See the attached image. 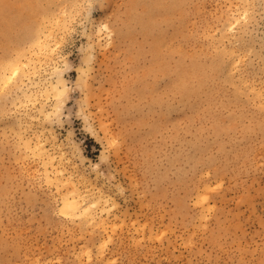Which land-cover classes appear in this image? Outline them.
<instances>
[{
    "label": "rangeland",
    "instance_id": "1",
    "mask_svg": "<svg viewBox=\"0 0 264 264\" xmlns=\"http://www.w3.org/2000/svg\"><path fill=\"white\" fill-rule=\"evenodd\" d=\"M0 264H264V0H0Z\"/></svg>",
    "mask_w": 264,
    "mask_h": 264
},
{
    "label": "bare ground",
    "instance_id": "2",
    "mask_svg": "<svg viewBox=\"0 0 264 264\" xmlns=\"http://www.w3.org/2000/svg\"><path fill=\"white\" fill-rule=\"evenodd\" d=\"M102 26L105 28V27H108V26H105V25H103L102 24ZM97 28V27H96ZM106 29H108V28H106ZM23 32V31H22ZM25 32V31H24ZM109 32V31H108ZM26 33V32H25ZM31 36V35H30ZM37 38H38V36H37ZM37 38H35V42H36V39ZM37 41H38V39H37ZM5 65V64H4ZM5 67H7V66H5ZM57 70H55V72H56ZM57 74H58V72H57ZM59 80H60V86H56V88H55V90L56 91H58L59 93L61 92V91H64V89H65V84H64V82H63V79H62V77L59 75V78H58ZM59 82V81H58ZM59 93H57V94H59ZM61 94H63V93H61ZM60 98V97H59ZM59 101V100H58ZM64 197V196H63ZM82 203V200H80V198H79V195L78 194H75V193H73V194H71V196L70 197H64L63 198V205L66 207V209H68V210H77V209H79L78 211H80V207H82L83 205L81 204ZM88 206V205H87ZM64 207V208H65ZM84 207V206H83ZM67 211V210H66ZM76 212V211H75ZM84 212V211H83ZM86 214V213H85Z\"/></svg>",
    "mask_w": 264,
    "mask_h": 264
}]
</instances>
